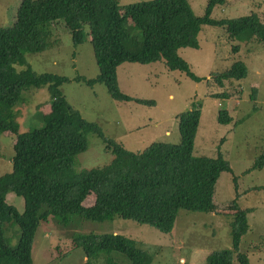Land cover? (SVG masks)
I'll use <instances>...</instances> for the list:
<instances>
[{
	"label": "trees",
	"instance_id": "trees-1",
	"mask_svg": "<svg viewBox=\"0 0 264 264\" xmlns=\"http://www.w3.org/2000/svg\"><path fill=\"white\" fill-rule=\"evenodd\" d=\"M224 1L207 0L204 13L198 16L187 0H141L125 4L121 13L117 0H20L13 24L0 27V132L15 134L11 170L0 174V264H31L34 233L48 216L60 217L65 223L71 215L90 221L117 216L170 234L181 209L214 212L215 180L231 168L219 149L214 157L194 155L201 115L198 106L176 115L178 143L151 142L139 151L127 150L106 138L94 121L67 101L60 86L69 78L33 72L25 55L48 48L46 25L51 21L64 22L74 46L82 44L87 28L97 73L93 78L77 75L73 79L89 86L103 83L114 100L153 105L152 100L120 92L115 74L118 64L162 61L166 69L180 70L199 81L177 49L198 48L202 25L223 26L228 37L243 44L252 38L264 42V20L257 12L235 18L211 17L213 8ZM238 47L231 46V51L236 53ZM247 72L246 64L238 60L215 73L214 79L221 86L222 81L234 82ZM42 86L49 100L43 124L19 131L14 106L24 101L22 92ZM231 119L226 109L217 110L218 123L227 124ZM89 132L103 142L112 158L104 165L77 172L74 159L86 149ZM8 192L22 198V211L6 202ZM89 193H93V202L83 206L81 202ZM231 207L235 210L229 223L230 248L208 252L206 264H231L234 253L239 264H249L239 243L248 231L250 209L239 208L234 202ZM11 223L17 228L13 245L5 235V227ZM73 243L81 251L80 264H93L111 252L125 255L131 264H152V257L135 241L118 234H77Z\"/></svg>",
	"mask_w": 264,
	"mask_h": 264
},
{
	"label": "rangeland",
	"instance_id": "rangeland-1",
	"mask_svg": "<svg viewBox=\"0 0 264 264\" xmlns=\"http://www.w3.org/2000/svg\"><path fill=\"white\" fill-rule=\"evenodd\" d=\"M141 0H117L120 13L127 3ZM198 16L204 13L207 0H187ZM20 0H0V27L13 24ZM257 12L264 20V0H225L216 5L211 17L235 18ZM48 48L25 55L30 69L69 78L60 86L69 103L83 117L94 121L103 135L131 151L144 149L151 142L178 143L180 134L177 114L198 106L201 111L193 153L214 157L219 149L231 172L222 171L215 180L212 204L214 212L180 210L170 234L114 216L111 220L90 221L71 215L68 221L48 216L40 221L30 250L31 264H80L81 251L74 248L77 234H118L136 242L137 247L152 257V264H206L205 256L216 249L230 248L229 223L233 219V202L247 213L248 231L241 237L239 251L246 254L249 264H264V42L252 38L247 44L228 37L223 26L202 25L198 34L199 47H180L177 55L189 64L200 78L195 81L180 70H168L162 61L152 63L122 62L115 69L118 89L123 94L149 99L153 105L132 100H114L103 83L89 86L76 81L77 75L95 77L97 68L92 56L88 29L82 44L74 46L71 34L62 20L46 25ZM122 33H125L122 31ZM238 44V51L231 46ZM243 61L246 77L234 82L222 81L219 86L214 74L235 61ZM17 70L23 67L16 66ZM222 93L228 98L220 97ZM24 101L14 106L19 131L43 124L49 109L45 86L22 92ZM218 109L231 116L227 124L216 121ZM242 122L234 124L236 120ZM87 147L75 156L73 169L80 171L104 165L112 158L103 142L94 134L86 135ZM15 134L0 132V174L11 170ZM235 178L236 180L234 181ZM18 212L23 200L13 192L5 198ZM93 193L81 204L89 206ZM17 228L11 223L5 235L13 245ZM93 264H131L128 258L111 252ZM231 264H239L236 253Z\"/></svg>",
	"mask_w": 264,
	"mask_h": 264
}]
</instances>
